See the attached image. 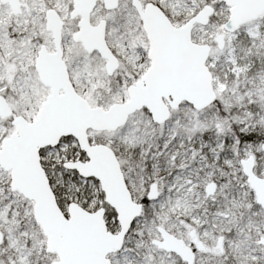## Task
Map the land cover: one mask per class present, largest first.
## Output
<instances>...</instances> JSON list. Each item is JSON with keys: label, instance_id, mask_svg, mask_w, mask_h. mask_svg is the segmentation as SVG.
<instances>
[{"label": "snow or ice", "instance_id": "snow-or-ice-1", "mask_svg": "<svg viewBox=\"0 0 264 264\" xmlns=\"http://www.w3.org/2000/svg\"><path fill=\"white\" fill-rule=\"evenodd\" d=\"M0 264H264V0H0Z\"/></svg>", "mask_w": 264, "mask_h": 264}]
</instances>
